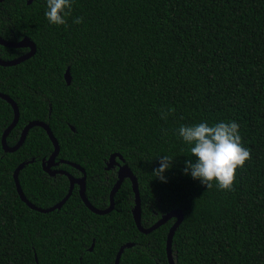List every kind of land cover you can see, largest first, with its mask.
I'll use <instances>...</instances> for the list:
<instances>
[{
  "label": "trees",
  "instance_id": "16d2710c",
  "mask_svg": "<svg viewBox=\"0 0 264 264\" xmlns=\"http://www.w3.org/2000/svg\"><path fill=\"white\" fill-rule=\"evenodd\" d=\"M26 2H0V37H27L36 47L20 64L0 66V93L19 111L7 146L29 122L46 123L59 145L56 160L66 162L54 169L79 178L71 164L81 167L97 209L109 205L117 167L105 166L118 153L137 179L144 228L171 210L183 212L172 239L175 264H264V0H75L64 26L48 23L45 0ZM76 17L83 23L74 24ZM27 51L0 45V59ZM13 116L0 98V264H115L130 243L119 264H168L175 220L140 232L129 179L104 215L84 205L77 185L48 213L22 202L13 179L20 163H27L20 187L37 207L61 201L69 180L43 171L54 147L41 127L17 151L4 152L1 137ZM202 121L240 126L251 159L237 170L232 191L208 190L184 175L192 157L178 129ZM161 156L174 159L166 183L153 173Z\"/></svg>",
  "mask_w": 264,
  "mask_h": 264
},
{
  "label": "clouds",
  "instance_id": "9594fccd",
  "mask_svg": "<svg viewBox=\"0 0 264 264\" xmlns=\"http://www.w3.org/2000/svg\"><path fill=\"white\" fill-rule=\"evenodd\" d=\"M75 0H45V18L50 25L64 26L71 16ZM74 24L83 23L82 17L73 19ZM167 113H161L166 119ZM178 137L187 145L191 159L185 161L184 175L199 181L210 190L213 185L222 191H232L236 173L251 159V152L243 146L240 126L235 121L209 123L202 121L181 125ZM159 167L154 170L156 178L167 182L165 173L171 170L174 159L158 157Z\"/></svg>",
  "mask_w": 264,
  "mask_h": 264
},
{
  "label": "water",
  "instance_id": "95a60500",
  "mask_svg": "<svg viewBox=\"0 0 264 264\" xmlns=\"http://www.w3.org/2000/svg\"><path fill=\"white\" fill-rule=\"evenodd\" d=\"M2 1H4V0H0V2H2ZM31 2H32V0H27L26 3L30 4ZM0 45L5 46V47H10V48H27L28 49V51L25 54L15 58V59H12V60L0 59V66H3V67H10V66H15L17 64H20L21 62H23V61L29 59L31 56H33L35 51H36L35 44L27 37H24L23 39H21L20 41H17V42L7 41V40H4L0 37ZM64 78H65L66 83L69 84L70 80H71L69 69L66 70V72L64 74ZM0 98L3 99L4 101H6L8 104H10V106L13 110V115H14L11 124L6 128V130L3 132L2 137H1V144H2L3 150L5 152H9V153L15 152L23 144V142L26 138V135L31 128L41 127L42 129L45 130L47 136L49 137V139H50V141L54 147L52 154L47 159H43L41 162V166H42L43 171L46 172L50 176H54L57 173L63 174L66 177H68V179H69L68 192L61 201H59L55 205L48 207V208L37 207V206L31 204L27 200V198L24 196V193L20 187L18 175H19V172L27 164L26 162L20 163L16 167L15 171L13 172V179L15 182V187H16L17 193H18L22 202H24L30 209H32L34 211H37L40 213H48V212L54 211L56 209H60L64 205V203L67 201V199L70 197V195L72 193V189L74 188V186L77 185L79 196H80L82 202L84 203V205L91 212L98 214V215H104V214H107L113 210V208H114V196H115L116 192L119 190L122 182L125 179H129L131 182L133 193H134V207L132 209V216H133L134 222L136 224V227L140 232H142L144 234H148V233L152 232L153 230L157 229L158 227H160L161 225L165 224L167 221H169L171 219L175 220L169 229V233L167 235V240H166V253H167L168 264H175L173 256H172L171 247H172V239H173L174 233L177 230L178 226L183 221L184 215H183V212L181 210H178V209L171 210L168 213H166L165 215H163L154 225H152L149 228H144L141 225V199H140V194L138 191L137 179L134 176V174L132 173V171L130 170V168L124 163L123 157L118 153H113L112 155H110V157L106 163V166H105L106 170H110L114 167H117V180L114 183V185L112 186L110 193H109V205L105 209L95 208L94 206H92L89 203L88 199L86 198V195H85L86 174L81 167H79L76 164H71L75 168H77L78 170L81 171L82 176L79 178H75V177L71 176L68 172L63 171V170H52V166H54L55 164L58 163V162H56V157L59 153V145H58L57 140L53 136L49 126L46 123H44L42 121H31V122H29L23 128L18 142L13 147L7 146L6 137L8 136L10 131L15 127V125L17 124L18 118H19V111H18L17 105L9 96L0 93ZM71 129L73 130V128H71ZM30 162H32V161H30ZM61 162L66 163L64 161H61ZM93 245H94V242L92 243L90 250L93 248ZM132 246H133V244L130 243V244H125L120 248V250L116 256V259H115V264H119L121 254L123 253L124 249L132 247Z\"/></svg>",
  "mask_w": 264,
  "mask_h": 264
},
{
  "label": "flooded vegetation",
  "instance_id": "af4514ba",
  "mask_svg": "<svg viewBox=\"0 0 264 264\" xmlns=\"http://www.w3.org/2000/svg\"><path fill=\"white\" fill-rule=\"evenodd\" d=\"M56 162H58V163L55 164L54 166H52V169H53V170H57V169H54V168L57 167L61 161H57V160H56Z\"/></svg>",
  "mask_w": 264,
  "mask_h": 264
},
{
  "label": "bare ground",
  "instance_id": "6f19581e",
  "mask_svg": "<svg viewBox=\"0 0 264 264\" xmlns=\"http://www.w3.org/2000/svg\"><path fill=\"white\" fill-rule=\"evenodd\" d=\"M7 138V137H6ZM21 147V146H20ZM17 151V150H16ZM5 152V151H4ZM6 153H9V152H6ZM62 163V162H61ZM53 170V169H52ZM58 174V173H57ZM55 176V175H54ZM69 180V179H68Z\"/></svg>",
  "mask_w": 264,
  "mask_h": 264
}]
</instances>
